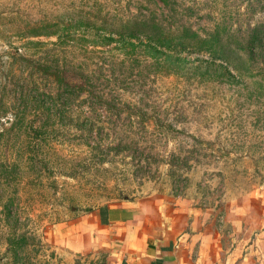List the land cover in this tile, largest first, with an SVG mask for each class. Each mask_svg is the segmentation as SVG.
Masks as SVG:
<instances>
[{"label":"rangeland","instance_id":"374dc122","mask_svg":"<svg viewBox=\"0 0 264 264\" xmlns=\"http://www.w3.org/2000/svg\"><path fill=\"white\" fill-rule=\"evenodd\" d=\"M155 1L0 0V165L11 175L0 181V205L13 192L9 198L27 213L17 225L0 216V264H107L104 252L69 255L49 238L80 217L130 203L156 223L177 222L194 264H257L264 252V79L256 74L264 73L231 71L234 78L208 84L156 77L143 64L129 76L120 58L88 54L77 60L95 71L90 83L111 95V106L83 94L59 124L42 122L39 104L30 103L23 123L13 124L25 93L38 101L52 88L40 70L57 51L56 37L27 36L31 28L52 25L71 6L99 3L124 17L155 12L171 23ZM177 2L183 23L219 24L233 39L264 22V0ZM82 49L70 46L75 55ZM236 54L227 55L244 63ZM257 61L264 65V52Z\"/></svg>","mask_w":264,"mask_h":264},{"label":"trees","instance_id":"16d2710c","mask_svg":"<svg viewBox=\"0 0 264 264\" xmlns=\"http://www.w3.org/2000/svg\"><path fill=\"white\" fill-rule=\"evenodd\" d=\"M156 1L153 2L155 5L162 3L168 10L167 14L170 15L163 18H173L171 23L164 24V19L159 18L155 12L142 17H124L114 11H104V6L99 3L93 7L71 6L68 10L59 12L52 25L43 24L39 31L31 28L27 36L56 37V41L51 44L57 51L53 52L52 60L40 70L42 75L50 79L52 88L47 94H42V100L38 101L34 96L25 93L22 99V117L15 113L13 124L23 123L27 104L30 103L39 104L38 107L40 106L41 113L44 114L42 122L45 119H54L59 124L63 122L71 104H74L73 100L83 94L89 102L101 106L107 103L111 106V95L90 83L95 71L84 67V62L77 60H90L87 58L88 54L104 56L112 63L120 58L119 65H126L129 76L143 64L146 68L151 67L156 77H180L185 80L196 78L208 84L222 82L226 77L234 78L231 71L239 77L247 74L251 76L254 71L264 73V65L256 66L257 57L264 52V22L251 28L246 39H233L219 24L212 28L195 29L193 25L186 24L188 21L183 23L184 10L180 8L181 3L177 0ZM48 29L51 31L47 32ZM70 46L82 47L81 54L75 55L74 51H70ZM233 53L236 56V53L243 54L241 57H244L245 62L229 59L227 54ZM190 55L200 58L190 61ZM107 59L102 62L106 63ZM85 70L89 72L87 75L84 74ZM256 78L264 79L262 74H256ZM126 84L123 83L121 88H126ZM43 102H47L49 107L44 106ZM117 104L112 106L115 108ZM125 104L134 106L131 103ZM4 172V166L0 165V181L11 176ZM11 194L13 192L7 194L6 201L0 205V216L17 225L21 221L19 213H27L9 198ZM2 198L3 190L0 189V199Z\"/></svg>","mask_w":264,"mask_h":264},{"label":"crops","instance_id":"0c3cea01","mask_svg":"<svg viewBox=\"0 0 264 264\" xmlns=\"http://www.w3.org/2000/svg\"><path fill=\"white\" fill-rule=\"evenodd\" d=\"M147 214L131 203L109 206L70 222L65 231L57 229L49 239L69 255L104 252L107 264H194L182 246L181 226L156 223ZM257 264H264V252Z\"/></svg>","mask_w":264,"mask_h":264}]
</instances>
